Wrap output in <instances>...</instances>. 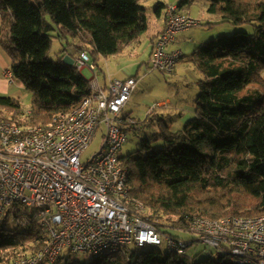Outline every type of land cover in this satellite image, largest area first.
Here are the masks:
<instances>
[{
    "label": "trees",
    "instance_id": "trees-1",
    "mask_svg": "<svg viewBox=\"0 0 264 264\" xmlns=\"http://www.w3.org/2000/svg\"><path fill=\"white\" fill-rule=\"evenodd\" d=\"M206 1L220 22L252 23L254 31L220 35L197 46L187 59L200 74L194 116L175 130L161 120L166 145H145V154L119 158L128 169L132 195L145 205L143 214L162 231L163 226L183 231L196 218L264 214V0ZM168 5L158 1L156 16ZM177 5L192 4L179 0ZM0 11V44L10 56L11 74L32 93L27 108L20 98L0 95V119L48 127L58 113L91 93L74 65L49 57V32L57 29L60 37L74 38L77 53L86 51L96 63L100 56L120 54L140 42L150 23L140 0H0ZM12 212L16 221L27 211L19 204L5 210L0 264L33 254L47 241L45 230L35 225L6 227ZM39 264L237 263L230 252L192 261L168 250L128 247L86 261L60 255Z\"/></svg>",
    "mask_w": 264,
    "mask_h": 264
},
{
    "label": "built area",
    "instance_id": "built-area-1",
    "mask_svg": "<svg viewBox=\"0 0 264 264\" xmlns=\"http://www.w3.org/2000/svg\"><path fill=\"white\" fill-rule=\"evenodd\" d=\"M199 23L176 3L169 4L151 68L172 73L182 50L169 47L180 32ZM73 65L80 73L84 68L93 72L87 79L91 93L58 113L51 126L0 119V214L12 204L22 205L27 212L16 217V225L24 230L35 225L47 234L44 247L9 264L54 262L64 248L106 255L131 244H161L163 236L167 250L179 255L201 242L230 252L237 264H264V214L196 218L183 230L196 238L167 234L146 218L145 205L132 195L128 169L119 159L125 128L136 124L125 107L138 78H107L102 83L86 51L78 53ZM100 130L99 149L83 162L84 151Z\"/></svg>",
    "mask_w": 264,
    "mask_h": 264
},
{
    "label": "rangeland",
    "instance_id": "rangeland-1",
    "mask_svg": "<svg viewBox=\"0 0 264 264\" xmlns=\"http://www.w3.org/2000/svg\"><path fill=\"white\" fill-rule=\"evenodd\" d=\"M158 1L164 3L170 1L177 4V1L179 0H140V4L147 7L150 17L149 29L142 35L141 42L134 43L120 54L110 55L108 57L100 56V58H98L101 70L107 74L109 72L114 73V71H123L122 67H126L130 74H133L138 78L137 87L132 94L130 102L125 107V113H129L133 116L136 119V124L133 128H125L127 140L119 150V156H127L129 153L133 152L137 155L145 154V145H150L152 148L166 145V139L160 136V123L163 121V123L169 125L172 130H175L183 127L189 118L191 119L195 114L190 112V108L195 105V99L199 91V87L196 84L198 76H193L196 75V73H191L188 78H183V76L177 77V75L151 68L149 44L146 45V40L154 30L158 29V24L161 21L159 17L156 16L155 12ZM191 4V7H193L192 12L200 16L198 18L200 23L190 27L191 31L197 35L195 38L197 44H194V47L192 48L193 50L196 46L203 43H209V41L220 35H229L240 30H246L249 32L254 31V25L252 23L245 22L242 24H235L229 21L220 22L218 17L207 11L206 0H191ZM188 9V7H185L183 10ZM46 19L50 20L49 15H46ZM49 33L52 38L49 57L55 62L68 64L67 56L74 57L75 54L74 38L70 37L67 39L60 37L57 29L50 31ZM187 39L189 40V38ZM2 49L9 61L10 56L7 53V50L3 46ZM190 67L192 69L191 72L196 71L200 77V74L195 67ZM101 70L98 68L95 71V74L100 76V73H102ZM82 75L86 79H90L93 76V72L89 68H84L82 70ZM117 77L121 78L123 76L122 74H119ZM11 84L18 86L26 94V96L22 97V101L25 108L30 107L32 93L19 82H12ZM0 95L8 94L0 92ZM168 98H170L168 103L160 104ZM188 113L190 114L189 118L183 119V114ZM101 141L102 131L100 130L96 133L94 139L84 151L82 155L83 162H86L89 157L99 149ZM4 217V213L0 214V220H3ZM5 226L11 229L18 228L15 222L14 212L9 216L8 221L5 222ZM162 229L167 234L196 238L195 234L192 232L179 231L166 226H163ZM129 247L133 249L136 248L134 244H131ZM146 248H155L166 252V237L163 236V242L161 244L139 247V249ZM222 254H224L223 250L207 246L201 242H196L188 247L185 253V255L189 256L192 261H199L208 257L218 258ZM62 255L65 258L71 257L74 262L86 261L94 256L93 253H73L69 248H64Z\"/></svg>",
    "mask_w": 264,
    "mask_h": 264
},
{
    "label": "crops",
    "instance_id": "crops-1",
    "mask_svg": "<svg viewBox=\"0 0 264 264\" xmlns=\"http://www.w3.org/2000/svg\"><path fill=\"white\" fill-rule=\"evenodd\" d=\"M169 3H172V2L167 1L166 5L169 4ZM191 6L192 5H190L188 7L189 8L188 10H183L184 8L181 9V10L183 12L191 15L192 17L198 19L200 16L197 15V14H194L192 12L193 7H191ZM159 19L161 21L158 24V29L154 30L153 33L150 34V36L146 40V45L149 44V58L150 59H151V55H152V52H153V48L155 46V42L157 41V39H158L159 35L161 34L162 30L164 29V26H165V23H166V13H165V11L162 14V16L159 17ZM208 19H209V17H208ZM0 25H1V19H0ZM196 36L197 35L191 31V28H189V29H187V30H185L183 32H180L177 35L176 40L169 47V49L170 50H172V49L182 50V54H183L181 60L178 62L177 66L175 68V71L172 72L171 74L177 75V77L178 76H183V78H188L191 73L192 74L196 73V75H193V76L194 77L198 76L197 80H196V84H197L200 77H199V75L197 74L196 71L195 72H191L192 69H191L190 66H192V67H195V66L193 65L192 62L187 61L189 54L191 55L193 53V51H194L192 49L194 47V44H197V41L195 40ZM187 38H189V40ZM141 40H142V37H141ZM141 40H140V42H141ZM179 42H181V43H179ZM137 43H139V42H137ZM74 48H75L74 57H70L69 55L67 56L68 62L72 63V64H73L74 58L78 55V53H77V45H75ZM127 48H129V46ZM186 48H188V49H186ZM3 51L4 50L2 49V45L0 44V92L8 94V95L16 97V98L22 99V97L26 96V94L18 86H15V85L11 84L12 82H17V81L16 80L13 81L12 78H11V75H10V72H11L10 71L11 59L9 60L10 61L9 62L8 59L6 58V54ZM96 66H97V69L99 68V70H101V67H100V65L98 63V60L96 62ZM122 68H123V71H121V70L119 72L114 71V73L109 72L108 74L101 70L102 73H100V76L99 75H97V76H99L100 81L103 83V82L106 81L107 78L126 79L127 77L133 75V74H130L129 70L126 67H122ZM119 74H122L123 77H121V78L117 77V75H119ZM13 87H16V88H13ZM131 97L129 99V102L131 100ZM169 100H170V98H168L166 101H162L160 104H166V103L169 102ZM195 111H196V107L192 106L190 108V112L195 113ZM189 115H190L189 113L188 114H183V119L189 118Z\"/></svg>",
    "mask_w": 264,
    "mask_h": 264
},
{
    "label": "water",
    "instance_id": "water-1",
    "mask_svg": "<svg viewBox=\"0 0 264 264\" xmlns=\"http://www.w3.org/2000/svg\"><path fill=\"white\" fill-rule=\"evenodd\" d=\"M69 65H73V64H72V63H69ZM55 219H56V220H59V217H56Z\"/></svg>",
    "mask_w": 264,
    "mask_h": 264
}]
</instances>
